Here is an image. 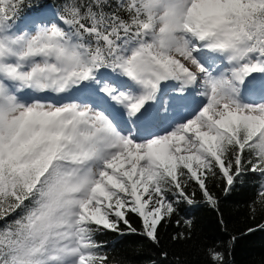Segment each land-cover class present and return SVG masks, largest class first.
<instances>
[{"label": "snow or ice", "instance_id": "1", "mask_svg": "<svg viewBox=\"0 0 264 264\" xmlns=\"http://www.w3.org/2000/svg\"><path fill=\"white\" fill-rule=\"evenodd\" d=\"M252 174L254 215L264 0H0V264H113L107 233L168 264L161 229L176 217L189 246L182 207L220 213L210 183L228 196ZM235 241L202 250L229 264Z\"/></svg>", "mask_w": 264, "mask_h": 264}, {"label": "trees", "instance_id": "2", "mask_svg": "<svg viewBox=\"0 0 264 264\" xmlns=\"http://www.w3.org/2000/svg\"><path fill=\"white\" fill-rule=\"evenodd\" d=\"M34 3L53 4L56 0H33ZM261 178L258 175H249L243 184H238L228 196L223 194V183L216 181L209 187L219 198L220 213L200 205L196 209L186 212L183 206L181 216H186L195 221L196 232L189 246L174 245L169 241V236L182 228H177L175 219L161 229L162 247L170 253L168 264H175V255H179L182 264H210L202 250L206 246H215L217 250L225 251L228 240L236 237L231 248V254L226 256L229 264H264V212L257 211L254 215L249 206L257 197ZM219 185V186H217ZM197 194V199H199ZM222 218L224 225L220 223ZM131 222L137 229L141 222L136 216L131 217ZM249 228L256 229L248 232ZM98 239L104 242V251L107 252L113 264H151L159 261L158 251L137 234L120 236L115 233L101 235Z\"/></svg>", "mask_w": 264, "mask_h": 264}]
</instances>
